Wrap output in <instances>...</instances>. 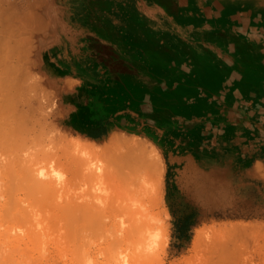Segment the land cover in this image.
I'll use <instances>...</instances> for the list:
<instances>
[{
	"label": "rangeland",
	"instance_id": "1",
	"mask_svg": "<svg viewBox=\"0 0 264 264\" xmlns=\"http://www.w3.org/2000/svg\"><path fill=\"white\" fill-rule=\"evenodd\" d=\"M91 1H54L62 14L55 17L53 30L38 33L33 70L42 85L48 81L44 89L47 86L51 96L46 95L53 98L55 94L60 102L54 110L56 118L53 114L50 119L70 129L69 134L102 143L117 132L136 135L158 147L165 159L164 179L154 167L149 174L155 196L161 190L160 178L164 182L171 213L168 237L162 249L139 263L264 264V213L256 212L264 209V176L256 168L264 164V25L225 12L221 18L227 22L217 23L220 20L211 14H198L196 9L194 13L192 7L180 3L191 17L153 0ZM98 24L106 28L109 43L105 48L95 37ZM231 24L246 28L238 30ZM153 65L164 66L163 81L151 75ZM249 81L258 86L254 93L245 89L253 84ZM67 168L63 169L69 176L65 194L89 189L80 177L71 179ZM120 171V178L110 180L114 184L126 181V168ZM202 172L216 177L218 187L212 193L206 174L196 179ZM110 181L104 180L105 184ZM125 184L126 188L114 189L116 198H108L112 231L90 229V224L79 228L82 221L75 224L72 220L75 231L71 230L76 233L65 240L56 237L64 243L59 246L49 239L53 254L68 251L59 264H116L115 259L119 264L120 253L131 247L128 242L113 243L111 237L127 213V192L132 190ZM146 201L154 212L159 210L153 198L146 197ZM223 224L226 227L215 232Z\"/></svg>",
	"mask_w": 264,
	"mask_h": 264
},
{
	"label": "bare ground",
	"instance_id": "2",
	"mask_svg": "<svg viewBox=\"0 0 264 264\" xmlns=\"http://www.w3.org/2000/svg\"><path fill=\"white\" fill-rule=\"evenodd\" d=\"M54 1L0 0V264H59L63 261V254L68 251H62L63 249L60 248L58 254H53V249L50 250L48 247L53 240L58 241V236L61 240H65L66 236L69 237L68 234L73 235L75 227L72 223L75 221L87 220L86 225L81 222L78 227L84 225L85 228H88L90 224V229H101L102 227L111 230L113 221L107 214L108 198L114 195L115 188L119 190V187L126 186V181L129 185L128 191H132L129 193L127 189L125 190L130 200H128V205H121L126 207L127 213H124L125 216L122 214L121 218L125 217L121 219L122 221L119 219L121 224L117 227L114 226V236L110 235L114 237L113 243L117 240L121 243L125 242V244L128 242L131 245V247L128 246L127 250L130 247L129 251L120 253L123 258L121 261L119 260V264H142L139 263L142 261L141 259L154 255L159 248L162 249L168 237L171 213L166 206L164 182L160 178L161 183L158 189L161 190L158 196H155L149 174L154 167L160 171V175L164 179L165 159L158 147L139 136L117 132L102 143L103 141L85 138L80 134L72 136L71 131L70 134L68 133L70 129L64 130L65 128L63 129L58 122L53 120L56 116L54 110L58 106L57 103L60 102L56 101L55 94L52 95L53 98L46 95L45 92L50 94V91H46L47 86L44 89L46 85L44 83L48 81H42V85L38 76L35 77L37 71L36 69L34 71L33 67H35L36 60V55H34L36 43L39 42L37 41L38 33L42 30H53L56 25L55 17L62 14V9L53 6ZM90 2L92 1L90 0ZM153 2L163 3L168 9L173 8L176 13L180 10L186 18L191 15L180 6L192 7L194 13L211 14L214 18H218L217 20L220 21L217 23L221 24L227 22L225 19L222 22L223 18H221V14L225 12L226 15L228 13L239 14L243 17L253 18L252 21L256 20L257 26L264 25L261 23H264V0H209V2L207 0H153ZM177 3H180V6ZM257 20L259 21L257 22ZM235 28L244 30L246 27L239 25ZM105 30V27L98 24L95 35L98 43L104 48L109 43ZM54 31L56 32V30ZM117 31L119 32V30ZM97 49H101V47ZM36 50L38 51V49ZM39 57L41 56L39 55ZM39 69L40 67L37 70ZM123 70L125 69L123 68ZM249 82L254 85L248 84L244 87L247 92L254 93L258 86L253 81ZM61 111L63 113L64 110ZM53 114L54 117L51 120L50 117ZM60 115H62L61 112ZM65 167H68L71 176L73 174L74 177L70 176L71 179L78 176L82 179L81 181L89 185V189H87L89 192L83 191L84 195L82 192L78 195H76L77 192L75 195L70 193L73 196H68L67 192L65 194L69 182V176L67 177L63 170ZM121 168H126L127 172H124L127 173H125L127 178L122 177L126 181L120 179L114 184V181L110 180L122 176V174L119 175ZM256 168L257 173L264 176V164L259 163ZM113 173H116L117 176L113 177ZM203 174H206L208 178L207 185L212 193L213 188L218 187L216 177L212 173L202 172L196 179H202ZM104 180L111 183L105 184ZM119 183H122V186ZM149 193L153 194L152 197L148 195ZM146 197L153 198V203L159 208L157 212L147 206ZM118 207H115L117 211L120 210ZM256 212L264 213V209H256ZM79 222L75 224H80ZM244 226L249 227L247 224ZM244 226L242 227L244 228ZM216 227L215 232L218 233L223 227H226V224ZM242 227L241 229H243ZM99 234L101 235L100 232ZM52 235L55 236L54 239H52ZM62 237L64 238L62 239ZM104 238L107 237L104 236ZM62 243H58V245ZM117 260L115 259L116 264Z\"/></svg>",
	"mask_w": 264,
	"mask_h": 264
},
{
	"label": "crops",
	"instance_id": "3",
	"mask_svg": "<svg viewBox=\"0 0 264 264\" xmlns=\"http://www.w3.org/2000/svg\"><path fill=\"white\" fill-rule=\"evenodd\" d=\"M151 68H152V73H151V75L153 76V77H155L157 80H164V77H165V75H164V66H160V65H153V66H151Z\"/></svg>",
	"mask_w": 264,
	"mask_h": 264
}]
</instances>
